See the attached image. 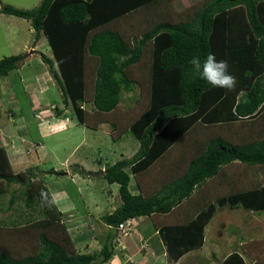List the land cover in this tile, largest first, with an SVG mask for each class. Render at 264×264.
<instances>
[{
  "label": "trees",
  "instance_id": "16d2710c",
  "mask_svg": "<svg viewBox=\"0 0 264 264\" xmlns=\"http://www.w3.org/2000/svg\"><path fill=\"white\" fill-rule=\"evenodd\" d=\"M169 1L42 0L32 9L0 8V14L31 21L35 29L33 47L45 36L52 57L41 52V59L80 123L97 127L88 119L96 121L99 115L115 111L125 95L133 103L146 99L131 123L122 128L123 133H132L138 140V150L101 170L102 178L119 185L121 204L102 217L110 233L99 251L78 250L64 212L49 188L35 178L32 168L14 172L6 150L0 147V195L11 192L14 204L22 197L20 192L24 201L20 215L0 223V264L107 262L116 244L111 231L120 223L169 213L190 200L196 189L218 175L224 165L236 161L264 167V123H256L264 114V0H200L192 5L191 13L186 11L177 21L167 10L149 19L142 31H134L133 26L123 31L116 25L142 10L152 13L154 6L169 3L173 7ZM210 52L227 61L229 72L236 77L232 90L214 88L191 71L188 61L193 56L203 60ZM26 55L0 59V77L19 67ZM139 66L147 70L142 78L135 72ZM100 121L111 124L113 139L118 140L114 132L120 131L119 124L107 118ZM198 127L204 128L206 137L191 156L183 159L179 167L184 166L185 171L167 176L152 192H144L140 176L166 159ZM132 178L137 193L130 189ZM13 184L20 187L13 188ZM255 187L218 201L220 205L229 201L264 212V184ZM42 192L55 203H46ZM209 204L188 212L184 220L161 227L170 259L201 247L204 227L214 209L212 202ZM224 264H264V259L248 263L234 251Z\"/></svg>",
  "mask_w": 264,
  "mask_h": 264
},
{
  "label": "rangeland",
  "instance_id": "374dc122",
  "mask_svg": "<svg viewBox=\"0 0 264 264\" xmlns=\"http://www.w3.org/2000/svg\"><path fill=\"white\" fill-rule=\"evenodd\" d=\"M41 1L42 0H0V8L10 5L19 9H32L37 7ZM199 1L200 0H170L169 2L172 3L173 7H171L169 3L164 6H154L152 13L148 14L146 11L142 10L137 14H132L120 19V22L116 23V25H119L120 27H118L123 31L130 26H133L132 29L134 31L137 29L142 31L149 25V19L152 17L158 18L157 15H159L160 12L167 10L171 11L172 18L174 21H177L185 16L186 11L191 13L193 11L192 5L199 3ZM34 38L35 29L30 20L15 15H8L5 13L0 14V59L11 55L27 53L25 60L21 61L19 67L11 70L8 75L0 77V92L3 94L5 93V96L3 95V98L0 101V113L3 119L0 124H4L6 119L9 120L8 110L16 112L19 109L22 114L21 117L25 119V125L23 128L26 129L23 131L28 133L30 137H35V139H37L36 121L32 112V102L29 95L25 92L20 79L24 77V75L33 76L34 74H44L42 81L49 83V87L46 88L45 98L50 105V110L52 109V105L65 107V104L63 103L60 87L56 84L55 80L51 75L45 77V70L48 71V67L42 61L40 53L43 52L47 56L52 57L51 48L44 35L41 36L37 44L33 47L32 43ZM145 70L146 68L144 66H139V68L136 67V75L140 78H142V76L144 77L145 72L147 71ZM48 74H50L49 71ZM142 82L145 81L142 80ZM11 87L15 90V102L9 96V90ZM90 91H92L91 87ZM145 102L146 99L144 101H139V103L135 101L133 103V101L125 95L121 104L115 111L109 114L99 115V121L98 118L96 121L88 119L89 123L97 125L95 128L80 123L74 111L67 108L66 116L68 117L69 125L61 131L52 133L53 135L51 136L44 137L47 153H45L43 157L41 156L42 160L40 163L38 162L37 170L33 174L37 176V179H41L54 195H59V193L65 192L67 198H70L71 201H73L74 205L71 206L70 211H65V221L68 226L72 228L71 230L73 232L78 234L86 232L87 235L90 234L89 238L84 242L77 241V247L84 248L87 244L90 245L89 252L98 249L100 247V242L96 238L97 236L99 238V235L102 236L107 228L102 217L105 214L110 213L112 209H116L121 204L119 185L116 183L111 184L102 178L100 169L107 166V163H114L121 158H130L138 150V140L132 133H123L122 128L123 125L127 126L131 123L133 120V114L138 112V110H141ZM85 106L88 108L91 107L89 104H86ZM102 118H107L111 122H117L119 124L120 131L114 132V135L119 137L118 140L113 139L111 124L109 122L100 121ZM58 119H62L63 121L65 116L62 115ZM188 138L189 136H186V139ZM191 138H193V136ZM176 147L173 148V151L180 154L181 159L188 157V153H185L186 151L181 152L184 146L178 151L175 150ZM179 147H181V145ZM171 152L166 156L167 159L174 157V155H171ZM37 158L39 157L35 156L34 161H37ZM66 159H69L72 163V166L69 167L72 174L70 175L68 173L59 175L56 172L66 173L68 171L65 167ZM162 165L163 161L160 163L158 162L154 168L149 170L151 172L150 174L160 171V174L158 175L160 177L154 178V180L151 181L150 174L147 173L149 171L145 172L149 175L145 174L146 176H140L142 177V180L145 181L144 192H152L160 182V179L170 176L167 175L169 170L167 171L165 168L161 170ZM82 168L85 170L84 174L82 173ZM52 169L53 172H49ZM135 185V179L132 178L130 189L132 192L137 193L138 190L135 189ZM13 188H18V185H15ZM8 195H10V193H8L6 197ZM6 197L3 196L1 199V202L2 200L4 202H2L0 206H2V209L4 208V210L0 211V217L9 215L13 211L11 209H6L7 204L5 201L8 200ZM63 208L64 207L61 206V209ZM240 210L242 211H228V209L221 213L220 211H217V216L213 217L207 223L205 228L206 242L202 251V253L206 255V258L208 254H211L212 251H214L211 247L212 243L217 244L219 242L218 233H232L230 237L231 241L233 239L234 241L231 242V245L234 249L235 247L239 248L237 249L238 251L241 249L240 241L245 240V238L248 240V238L252 236L251 232L247 230L248 227L246 222L245 224L243 222L244 209L241 208ZM193 211L194 210L190 209L188 212ZM247 214L245 215V221L253 222L251 224L252 229L254 226L255 228L257 226H260L261 228L264 227V221L262 222L264 215L263 217H260V214L252 212H248ZM16 216L17 214L13 213V218ZM175 217L174 214H168L167 222H171ZM156 218L157 217L155 216L153 220ZM2 219L4 218L2 217ZM158 219L162 220L160 222L161 224H169L165 222V215H160ZM259 219L261 222H259ZM224 222L227 225L226 227L223 226ZM144 223L145 226L147 225L154 232V221L146 219ZM140 225H142V221L140 222ZM130 231L132 239L140 244L142 238H140L141 235L138 233L141 231L137 232L134 225ZM148 233H150L149 230L145 234ZM261 236L264 235L262 234ZM228 239L229 237L226 242L227 246L220 248L221 251L218 254L219 256L224 254L223 250H225L226 247H228L227 252L232 249L231 245L228 243ZM260 256L264 259V251L261 252ZM183 264H187V262L184 261Z\"/></svg>",
  "mask_w": 264,
  "mask_h": 264
},
{
  "label": "crops",
  "instance_id": "0c3cea01",
  "mask_svg": "<svg viewBox=\"0 0 264 264\" xmlns=\"http://www.w3.org/2000/svg\"><path fill=\"white\" fill-rule=\"evenodd\" d=\"M33 46V45H32ZM41 57V55H40ZM46 68V67H45ZM44 74H34L33 76L27 75L22 77L20 81H22V85L24 86L25 92L29 95V98L32 102V112L34 114V118L36 121V136L35 137H30L28 133H25L23 130L26 128H23L25 125V119L21 117V111L18 109L16 112L8 110V116L9 120L6 119L4 124H0V147H3L6 150V153L9 157L11 167L14 170V172H20V171H25L28 168H32L33 172L37 170L38 164L41 162L42 157L44 156L46 151L45 143H44V137L45 136H51L53 135L52 133L61 131L62 129L66 128L69 125V120L66 119L68 118L66 115V109L72 108V104L69 103L68 101L63 103L65 104L64 106H59V105H52L51 110L49 108V103L47 99L45 98V92L46 88L49 87L47 82L42 81V77ZM48 74V71L45 70V77ZM44 77V78H45ZM51 77V76H50ZM24 82V84H23ZM8 93V92H7ZM62 94V93H61ZM0 95L2 96L0 98V101L3 98V95L5 96V93L3 94L0 92ZM9 96L11 99L16 100L15 96V90L11 87L9 90ZM63 99V98H62ZM62 110L60 112V110ZM17 115V116H16ZM64 115L65 119H58L60 116ZM8 120V121H7ZM264 114L259 116L257 118L258 125H263L264 123ZM3 121L1 113H0V123ZM264 126V125H263ZM248 131H244L246 133ZM189 138L186 139L178 145V148L176 149L181 150V152L188 153V157L194 153V150L196 149V146L198 144H201L202 139L205 140L206 134L204 131V128L198 127L194 132L188 134ZM193 136V138H191ZM181 145V147H179ZM186 149V150H185ZM171 155H174V157H170L169 159H164L163 165L161 166V170L165 168V170H169V173L167 175H173V173L177 172H183L185 171V167H179L181 166V163H183V159L180 158V154L175 153L174 151L171 152ZM135 154V153H134ZM36 157L38 160L34 161ZM42 156V157H41ZM123 156V155H122ZM186 157V158H188ZM185 158V159H186ZM39 162V163H38ZM75 164V162H74ZM109 164V163H107ZM72 166L71 161L69 159L65 160V167L68 170L66 173L63 172H56L59 175L60 174H72V171L69 170V167ZM106 166H104V170ZM263 167V166H262ZM249 167L246 164H243L241 162H233L227 165H224L221 168L220 173L218 175L209 178L205 183H203L200 187V189H196V191L193 193L192 197L190 200H187L186 202H183L182 204H179L176 206L172 211L166 214H160V215H165L166 219L165 222H167V217L168 214H174L176 217L170 222H167L169 224L175 223L174 221L176 220H184L187 218V213L190 209L195 210V212L200 209L204 208L206 206H209L212 202L214 209H212V216L209 219V221L213 218L216 217V212L220 211H226L228 209L235 211V210H240L241 208L244 209V224L246 222L248 231L251 232L252 236L248 238V240L245 238V240L240 241V246L241 249L238 251L237 247L235 249L232 247L231 242L234 241V239L231 241L230 235L232 234H227L225 233H218V238L219 242L217 244L212 243L211 247L214 249L211 254L204 255L202 253L203 248L205 246V228L204 227V232H203V243L201 247H196V248H191L189 251L185 252L183 255H181L178 259L172 260L167 256V247L165 243V238L161 235V227H163L165 224H161L160 222L162 220L158 219L160 215H152V216H140L136 217L133 220V225L134 228L136 229L139 235H141L140 238H142L140 244L138 242L136 243L132 239L131 231L128 233L126 236L123 235H118V231L113 230L111 231V234H115L113 241L115 244V250L111 258L104 263L100 264H183L184 261L187 262V264H224V260L234 251L241 253L247 260L248 263H253L256 262V260H260L261 252L264 251V236H261L262 234L264 235V227L255 226L251 227V224L253 222L250 221H245V215L248 212L252 213H258L260 214V217H263L264 212L259 211L258 209H254L252 207L246 208L244 204H232V202L226 203L225 205H220V200L221 198H228L229 196L237 193H241L244 191H247L249 189L256 188L255 186L264 184V167ZM154 168V167H153ZM54 169V168H53ZM52 169V170H53ZM157 169V168H156ZM74 172V171H73ZM76 173V172H75ZM147 173H151L150 171ZM144 173L143 175H145ZM146 174V175H149ZM160 174V171L150 174V180H154V178H158ZM79 175V174H76ZM145 175V176H146ZM85 176V175H83ZM82 176V177H83ZM37 176H35L36 178ZM84 178V177H83ZM167 179L162 178L161 180ZM149 180V181H150ZM143 181V180H142ZM143 186L145 185V181L142 182ZM17 184H13L12 187H15ZM20 186L18 185V188ZM147 189V188H146ZM51 192V191H50ZM10 195L6 197L8 193L0 195V204L4 202L1 199L2 197H6L8 200H6V209H11L13 210L12 213L9 215H4L0 217V223L3 220H7L9 218L13 219V213L20 215L24 210H21V206L24 203L23 201V195H21L20 192H18L19 197L15 200V203H12V197H11V192H9ZM52 193V192H51ZM58 208L64 212V215H66L65 211H70L71 206L74 205L73 201H71L70 198H67V195L65 192L59 193V195H54L52 193ZM263 196V195H262ZM208 199L207 203H203V205L197 206V204L200 201H204ZM252 199V198H250ZM22 201V202H21ZM239 201H242L239 200ZM112 203V202H111ZM61 206L64 207L61 209ZM112 206V205H110ZM197 206L198 208H196ZM20 207V208H18ZM75 207V206H74ZM5 209V210H6ZM4 208L2 209V206H0V211H3ZM115 209H112L114 211ZM110 212V213H111ZM191 213V212H189ZM194 213V211L192 212ZM225 213V212H224ZM248 215V214H247ZM16 216V217H17ZM157 217L155 220L154 217ZM14 217V218H16ZM146 219L154 221V232L146 225H144V221ZM142 221V225H140V222ZM208 221V222H209ZM264 219L262 220V222ZM207 222V223H208ZM259 222L260 219H259ZM105 223V222H104ZM106 224V223H105ZM224 227H226V223L224 222ZM106 232L102 234V236L99 235V238L97 236V240L100 242V247L96 249L95 251H99L102 247V241L108 236L110 233V227L109 225L106 224ZM69 231L74 239L75 244H77V241L84 242L87 238H89L90 234H86V232H81L80 234L73 232L68 226ZM150 231V233L145 234L146 232ZM261 230V232H260ZM80 231V230H79ZM263 231V232H262ZM256 233V234H255ZM235 235V234H233ZM147 236V237H146ZM157 237V238H155ZM228 243L231 245L232 249L227 252L228 247H226L225 250H223L224 254L219 256L218 254L221 251V247L227 246V238ZM167 241H171V238L167 237ZM173 239V238H172ZM147 241V242H146ZM233 244V243H232ZM90 245H85L84 248L77 247L80 252H89L90 250ZM239 247V246H238ZM217 250V251H216ZM260 257H258L257 256ZM193 256V258H192ZM201 259H200V258ZM255 257L257 259H255Z\"/></svg>",
  "mask_w": 264,
  "mask_h": 264
},
{
  "label": "clouds",
  "instance_id": "9594fccd",
  "mask_svg": "<svg viewBox=\"0 0 264 264\" xmlns=\"http://www.w3.org/2000/svg\"><path fill=\"white\" fill-rule=\"evenodd\" d=\"M188 63L192 72L199 74L203 80L214 88L232 90L236 86V77L229 72L227 61L217 59L214 53H208L203 60L199 56H193ZM41 197L49 205L55 203L54 200L48 199L47 194L44 192L41 193Z\"/></svg>",
  "mask_w": 264,
  "mask_h": 264
},
{
  "label": "built area",
  "instance_id": "2783aa9c",
  "mask_svg": "<svg viewBox=\"0 0 264 264\" xmlns=\"http://www.w3.org/2000/svg\"><path fill=\"white\" fill-rule=\"evenodd\" d=\"M133 218H129L126 221L120 223L117 227L119 235L126 236L133 227Z\"/></svg>",
  "mask_w": 264,
  "mask_h": 264
}]
</instances>
